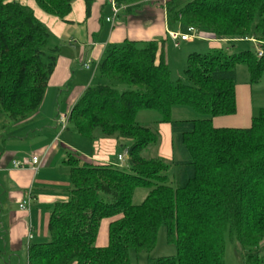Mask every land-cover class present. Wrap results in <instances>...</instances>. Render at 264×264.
I'll use <instances>...</instances> for the list:
<instances>
[{
    "label": "trees",
    "instance_id": "trees-1",
    "mask_svg": "<svg viewBox=\"0 0 264 264\" xmlns=\"http://www.w3.org/2000/svg\"><path fill=\"white\" fill-rule=\"evenodd\" d=\"M29 1V0H28ZM45 14L67 22L72 0H32ZM119 8L147 0H114ZM94 0H85L90 18ZM169 28H194L216 40L255 41L264 51V0L168 1ZM33 9L0 0V117L23 122L40 109L56 66L59 46ZM196 41V40H195ZM166 40L126 41L99 66L107 84L86 89L69 124L78 135L115 139L128 165L84 162L70 154L68 201L55 204L49 240L30 243L27 264H132L131 253H151L165 227L175 256L154 264H225L226 236L240 247L244 264H264V108L245 129H218L213 120L237 114V69L244 65L250 85L264 73V56L210 49L188 57L187 84H173ZM231 50V48H230ZM118 85L130 90L120 92ZM175 106L209 118L173 121ZM160 114L169 124L180 158L173 164L141 155L159 135L137 122L140 112ZM68 130V129H67ZM71 130V129H70ZM172 166L176 169L172 172ZM171 172L175 184H171ZM140 188L150 190L139 205ZM110 220L108 245L97 247L99 228Z\"/></svg>",
    "mask_w": 264,
    "mask_h": 264
},
{
    "label": "crops",
    "instance_id": "crops-1",
    "mask_svg": "<svg viewBox=\"0 0 264 264\" xmlns=\"http://www.w3.org/2000/svg\"><path fill=\"white\" fill-rule=\"evenodd\" d=\"M25 1L24 5L33 9L37 19L61 44L58 45L56 66L49 79L43 103L33 117L22 123L27 132H44L42 136L48 137L47 142L37 151L24 153L18 149L8 148L6 141H2L9 124H6L0 132V264H21L18 256L27 255L30 243H45L49 240L48 224L51 212L55 204L64 202L67 189L71 185L70 172L69 179L52 172L58 169L56 163H60V160L66 167L65 155L68 154V157L70 154L78 155L83 161L95 164L117 165L119 163L118 157L121 154H117V148L120 143L115 139L98 137L96 140H90L94 153L86 157L83 156L84 150L81 151L65 143L61 145L59 140L62 135L59 137L53 135L54 129L50 125L45 126L46 130H40L42 125L44 126L48 120L58 115L55 124L60 127L58 123L60 115L71 113L86 89L91 87L100 64L114 47L123 45L126 41L166 40L170 32L167 13L160 4L123 7L119 17L108 22L107 20L113 15V0H94L90 18L87 16L85 0H72V12L67 22H63L45 14L34 1ZM199 38L209 41V49H222V44L232 43L229 40L213 39L207 34H202ZM85 64H89L88 69L84 67ZM92 68L95 77L89 76L82 80L81 76L85 74V70L91 71ZM239 70L237 69V82ZM248 79L250 80L249 74ZM255 88L252 85H237V114L215 118L214 127L218 129L248 128L252 118L258 113L256 111H259L261 107L264 108V106H258ZM61 100H64L67 106L65 111L59 113L61 108L58 106ZM162 126L171 129L169 124H162ZM66 132H71L70 127ZM1 142L4 143L3 146ZM33 155L43 160L39 172L28 166L23 169L13 168L14 161L26 165ZM29 192H32L33 196L32 206L28 211H22L19 205L23 203ZM110 222L105 220L101 224L102 232L97 238L99 248L108 245ZM30 235L33 236V240L29 242Z\"/></svg>",
    "mask_w": 264,
    "mask_h": 264
},
{
    "label": "rangeland",
    "instance_id": "rangeland-1",
    "mask_svg": "<svg viewBox=\"0 0 264 264\" xmlns=\"http://www.w3.org/2000/svg\"><path fill=\"white\" fill-rule=\"evenodd\" d=\"M14 2L26 4L25 0H13ZM168 1L164 4L163 0H147L145 4L148 5H162V7L165 9L167 8ZM189 0H176V7L182 8ZM31 4V3H29ZM138 5H144L138 4ZM34 6V4H33ZM36 9V7L34 6ZM167 13V12H166ZM112 17V16H111ZM168 30L170 32L179 33L180 35H192L188 33V29L184 27H175V28H169ZM196 30V29H195ZM204 33H200L196 30V35L201 36ZM180 46L179 48L175 47V43L171 40L170 37H167L166 44H165V54L170 70L171 75V81L173 84H178L179 82H182L184 84H187V76H186V68H187V62L188 57L190 54L198 53V54H207L209 49V41L198 39L196 41L192 42H181L179 41ZM61 44L60 41L53 35L50 34L49 39V47L53 48L56 45ZM231 48V50H230ZM222 49L225 51H229L230 54H238L244 51H252V52H258L260 49V46L258 43H237L235 45V49H232L231 44H222ZM238 82L237 85H250L249 79H248V72L244 65H240L238 67ZM95 72L93 71V68L91 71L85 70V74L81 76V79L84 80L85 78H89L94 76ZM264 73L261 77L260 81L253 85L256 89L255 91V97L257 98L258 106H264ZM99 83H105L107 84L106 80L102 79L100 74H96V77L94 78V81L91 86H96ZM118 89L120 92H124L127 90H130V87L126 85H118ZM66 104H64V100H61L59 102V108H61V112L65 111ZM262 108V107H261ZM258 110V109H257ZM258 112V111H256ZM256 113L255 115H257ZM58 116V115H57ZM56 116V117H57ZM55 118L48 120L47 123L40 128V130H46L47 126L50 125L51 128L54 129L53 135H57L60 137L61 140H59L60 144H68L73 146L74 148H78L83 152L86 157L92 156L94 153L93 151V144L92 141L78 135L73 131V127L69 124V127L71 129V132L62 131L60 127H57L55 124ZM171 118L173 121H193V120H199V119H206L209 118V116L200 113L199 111L192 109L187 106H175L172 109L171 112ZM161 121V116L158 113L155 112H140L137 117V122L147 128L152 129L154 132L158 133L159 135V143L156 146H150L146 150L143 151L142 157L144 159H161L164 160L167 164H173L177 160H179L180 156L178 152L175 149V146L172 142L173 140V134L172 130L169 127H163L162 124L159 122ZM24 122V121H23ZM23 122L13 123L9 124L8 128L5 131V135L2 139L6 141V145L8 148L12 149H18L21 150V152L24 153H31L34 151H37L41 146L47 142L48 137L42 136L44 132H27L25 130V126H23ZM49 122V123H48ZM7 124L6 119L4 117H0V132H2V128ZM46 126V127H45ZM45 127V128H44ZM45 134H48L45 132ZM40 135V136H39ZM4 144V143H3ZM1 142V146H3ZM128 145L130 146L129 141H124L123 143H120L117 148V154H124L122 145ZM68 155V154H67ZM64 156V161L68 159V156ZM63 161L60 160V163H56L58 165V169L54 170L55 174L60 176H66L67 179H69V169L63 166ZM85 161L81 162V166H83ZM128 165V156H125L123 162L117 163L116 166H126ZM65 168H63V167ZM55 169V168H54ZM172 172H175L176 169L172 166ZM171 172V184L174 185V174ZM51 173V172H50ZM71 187V185L69 186ZM150 190L147 188H140L135 192V195L132 199L133 205H139L141 204L145 198L148 196ZM68 201V195H66V199L64 200ZM102 230L99 228L98 236L101 234ZM177 253L176 247L168 242L167 238V230L165 227L160 228L158 231L157 236V243L155 249L151 253H131V261L132 264H154L156 260L160 258H167L175 256ZM18 256V258L21 259V264H26L27 255ZM16 261L18 259L16 258ZM226 263L225 264H244L243 256L240 250V247L237 243H232L229 239V236H226Z\"/></svg>",
    "mask_w": 264,
    "mask_h": 264
},
{
    "label": "built area",
    "instance_id": "built-area-1",
    "mask_svg": "<svg viewBox=\"0 0 264 264\" xmlns=\"http://www.w3.org/2000/svg\"><path fill=\"white\" fill-rule=\"evenodd\" d=\"M166 2H167V0H163L164 4ZM112 10H113V15H112L111 19L107 20L108 22L114 21L115 19H117L119 17V14H120V11L122 10V8H119L116 5L115 1L113 0L112 1ZM188 33H190L192 35H180L179 33L169 32V37L175 43L176 48H179V46H180L179 41H181V42H192V41L200 39L199 36L196 35V30L194 28H189ZM257 54H258L259 58H262L264 56V51L262 49H259ZM84 67L88 69L89 64H85ZM69 117H70V114L60 115V117L58 119V123H59L62 131H66L68 129ZM125 156H128L127 152H125L123 155H120L118 157L119 162H123ZM42 165H43V160L39 156H36V155L31 156L26 165L23 163H20L18 161H14L12 163V166L14 169H23V168H26L28 166L36 172L40 171ZM32 202H33L32 192H29L26 196V199L23 201V203L19 205V209L22 211H28L32 206ZM28 239H29V242L32 241L33 236L30 235Z\"/></svg>",
    "mask_w": 264,
    "mask_h": 264
}]
</instances>
